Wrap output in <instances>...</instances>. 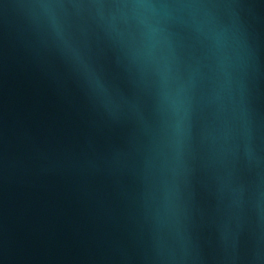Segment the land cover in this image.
Returning a JSON list of instances; mask_svg holds the SVG:
<instances>
[{
	"label": "water",
	"instance_id": "95a60500",
	"mask_svg": "<svg viewBox=\"0 0 264 264\" xmlns=\"http://www.w3.org/2000/svg\"><path fill=\"white\" fill-rule=\"evenodd\" d=\"M0 264H264V0H0Z\"/></svg>",
	"mask_w": 264,
	"mask_h": 264
}]
</instances>
